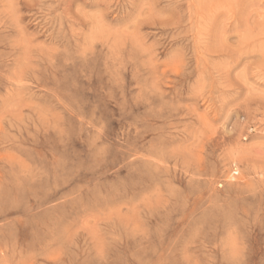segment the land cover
Segmentation results:
<instances>
[{"label":"rangeland","instance_id":"obj_1","mask_svg":"<svg viewBox=\"0 0 264 264\" xmlns=\"http://www.w3.org/2000/svg\"><path fill=\"white\" fill-rule=\"evenodd\" d=\"M0 264H264V0H0Z\"/></svg>","mask_w":264,"mask_h":264},{"label":"built area","instance_id":"obj_2","mask_svg":"<svg viewBox=\"0 0 264 264\" xmlns=\"http://www.w3.org/2000/svg\"><path fill=\"white\" fill-rule=\"evenodd\" d=\"M232 170H233V172H234L233 175H236V169L233 168Z\"/></svg>","mask_w":264,"mask_h":264}]
</instances>
